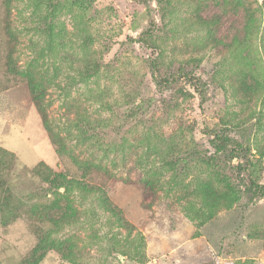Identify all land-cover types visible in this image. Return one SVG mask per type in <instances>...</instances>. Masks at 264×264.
I'll return each mask as SVG.
<instances>
[{
	"label": "rangeland",
	"instance_id": "obj_1",
	"mask_svg": "<svg viewBox=\"0 0 264 264\" xmlns=\"http://www.w3.org/2000/svg\"><path fill=\"white\" fill-rule=\"evenodd\" d=\"M253 182L264 0H0V264H264Z\"/></svg>",
	"mask_w": 264,
	"mask_h": 264
},
{
	"label": "trees",
	"instance_id": "obj_2",
	"mask_svg": "<svg viewBox=\"0 0 264 264\" xmlns=\"http://www.w3.org/2000/svg\"><path fill=\"white\" fill-rule=\"evenodd\" d=\"M138 1L145 2V0H138ZM215 140H217V138ZM249 191L254 193L257 196H262V195H264V185H261V184L255 183V182L250 183Z\"/></svg>",
	"mask_w": 264,
	"mask_h": 264
}]
</instances>
